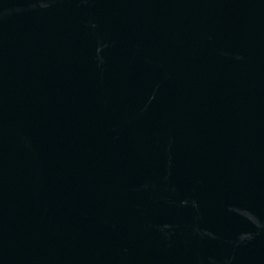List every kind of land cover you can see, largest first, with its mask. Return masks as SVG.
I'll return each instance as SVG.
<instances>
[{
    "label": "water",
    "instance_id": "water-1",
    "mask_svg": "<svg viewBox=\"0 0 264 264\" xmlns=\"http://www.w3.org/2000/svg\"><path fill=\"white\" fill-rule=\"evenodd\" d=\"M0 264H264V0H0Z\"/></svg>",
    "mask_w": 264,
    "mask_h": 264
}]
</instances>
